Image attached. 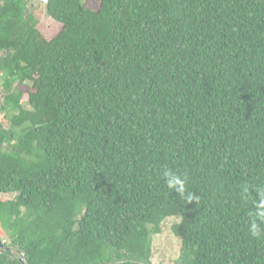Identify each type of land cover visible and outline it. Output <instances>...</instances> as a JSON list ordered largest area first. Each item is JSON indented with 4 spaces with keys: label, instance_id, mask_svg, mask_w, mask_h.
Wrapping results in <instances>:
<instances>
[{
    "label": "trees",
    "instance_id": "trees-1",
    "mask_svg": "<svg viewBox=\"0 0 264 264\" xmlns=\"http://www.w3.org/2000/svg\"><path fill=\"white\" fill-rule=\"evenodd\" d=\"M96 1L3 31L0 264H155L171 218L176 264H264V0Z\"/></svg>",
    "mask_w": 264,
    "mask_h": 264
},
{
    "label": "flooded vegetation",
    "instance_id": "flooded-vegetation-1",
    "mask_svg": "<svg viewBox=\"0 0 264 264\" xmlns=\"http://www.w3.org/2000/svg\"><path fill=\"white\" fill-rule=\"evenodd\" d=\"M52 0H0V101L4 102L8 94L13 92L19 85V80L13 82L9 91L6 86L7 79L13 77L7 73L5 65L11 61L17 47L16 35L8 41L11 46H5L3 31L18 33L21 30L40 28L44 20L51 16ZM43 20V21H42ZM16 40V41H15Z\"/></svg>",
    "mask_w": 264,
    "mask_h": 264
},
{
    "label": "rangeland",
    "instance_id": "rangeland-1",
    "mask_svg": "<svg viewBox=\"0 0 264 264\" xmlns=\"http://www.w3.org/2000/svg\"><path fill=\"white\" fill-rule=\"evenodd\" d=\"M88 7L97 10L100 3L96 0H83ZM43 21V20H42ZM42 34L47 38H52L61 29V24L55 21L53 18H49L40 24ZM19 87L24 88L21 85ZM25 89V88H24ZM24 101L28 99L27 92L23 96ZM0 122L4 123L5 127H9V120L5 118V114H0ZM12 195H1V198H12ZM179 218H171L166 220L164 224V230L162 233L153 236L152 247V262L155 264H176L181 256L182 239L177 237L172 231L171 227L175 222H179ZM7 243L10 240L6 236L0 235Z\"/></svg>",
    "mask_w": 264,
    "mask_h": 264
},
{
    "label": "clouds",
    "instance_id": "clouds-1",
    "mask_svg": "<svg viewBox=\"0 0 264 264\" xmlns=\"http://www.w3.org/2000/svg\"><path fill=\"white\" fill-rule=\"evenodd\" d=\"M164 177L166 178L167 187L170 190H174L176 193L183 195L185 193V180L178 176L177 174L166 171L164 173ZM247 192V189H245ZM260 200L256 205L257 212H256V220H253L250 224V231L253 236H260L261 235V228L260 224L257 223V220L260 223H264V192L259 193ZM191 200L192 197L189 196Z\"/></svg>",
    "mask_w": 264,
    "mask_h": 264
},
{
    "label": "water",
    "instance_id": "water-1",
    "mask_svg": "<svg viewBox=\"0 0 264 264\" xmlns=\"http://www.w3.org/2000/svg\"><path fill=\"white\" fill-rule=\"evenodd\" d=\"M6 246H5V242L2 238H0V251H3V249H5Z\"/></svg>",
    "mask_w": 264,
    "mask_h": 264
}]
</instances>
